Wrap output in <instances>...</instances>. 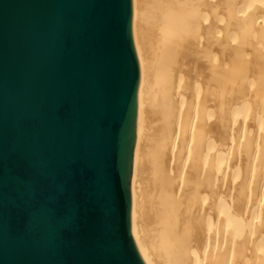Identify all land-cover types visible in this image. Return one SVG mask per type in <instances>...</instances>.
I'll return each mask as SVG.
<instances>
[{
  "label": "water",
  "instance_id": "water-1",
  "mask_svg": "<svg viewBox=\"0 0 264 264\" xmlns=\"http://www.w3.org/2000/svg\"><path fill=\"white\" fill-rule=\"evenodd\" d=\"M140 78L133 0H0V264H148Z\"/></svg>",
  "mask_w": 264,
  "mask_h": 264
},
{
  "label": "bare ground",
  "instance_id": "bare-ground-1",
  "mask_svg": "<svg viewBox=\"0 0 264 264\" xmlns=\"http://www.w3.org/2000/svg\"><path fill=\"white\" fill-rule=\"evenodd\" d=\"M131 235L148 264H264V0H133Z\"/></svg>",
  "mask_w": 264,
  "mask_h": 264
}]
</instances>
